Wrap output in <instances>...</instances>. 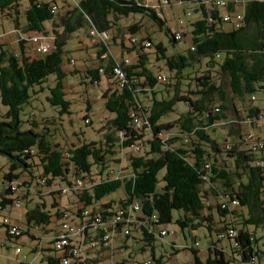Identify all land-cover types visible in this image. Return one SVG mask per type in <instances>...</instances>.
Returning a JSON list of instances; mask_svg holds the SVG:
<instances>
[{
	"label": "trees",
	"instance_id": "1",
	"mask_svg": "<svg viewBox=\"0 0 264 264\" xmlns=\"http://www.w3.org/2000/svg\"><path fill=\"white\" fill-rule=\"evenodd\" d=\"M186 3H195V12L200 15L191 21L190 46L168 54V48L161 41L154 44L150 35L141 40L132 35L131 47L121 43L122 48L134 52L132 61L125 56L127 52L117 59L104 38L110 36L109 30L118 25L121 17L132 13L148 15L164 30L165 21L157 13L158 9L135 0H81L59 13L56 0H29L26 23L21 26L20 0H0V12L14 18L22 34L39 32L51 36L50 50L35 56L27 54L24 38L20 39L19 54L8 50L6 43H0V98L7 107L6 112H0V157H5L8 163L7 170L0 163L3 173L0 229L4 231L8 226L3 221L6 216L14 221L13 207H21L25 202L27 227L21 225L22 236L40 238L31 228H43L49 234L51 245L44 246L41 242L35 249L58 252L44 255L48 264H62L63 258L71 255V245L62 249L55 246L62 223L51 225L55 220L67 218L68 208L61 196L69 191L76 196V220L83 219L84 209L88 211V222L95 216L101 218L100 224L85 230L87 242L103 236L105 222L112 220L117 211H130L135 202L141 203L140 211H135L138 222H118L112 242L100 240L98 247L88 251L91 257L87 262L74 264H97L101 250L111 246L116 237L125 247L133 238L135 243L142 242V251L146 247L154 250V241L162 238L159 229L173 222L182 232L205 227L211 237L215 236L207 246V264H231L227 256L234 259L237 256L242 264L260 260L259 244L262 241L264 244V169L255 161L264 158V148H252L246 140L251 132L236 135L232 141L227 138L219 141L208 128L224 120L226 124L229 122L222 112L226 109L227 92L219 76L229 77L232 92L241 99L251 97L255 101L256 94L264 90V1L247 0L244 25L235 28L231 24L230 29L224 27L223 14L236 10L233 3L223 8L214 0H170V5ZM47 21L51 22L50 31L45 27ZM142 25L135 22L128 29L134 34ZM87 26L95 28L103 40L93 58L99 64L88 66L82 72L83 81L90 77L93 84H99L102 74L107 75L108 87L103 98L115 117L103 125V139L61 146L51 141L50 118L39 120L32 114L27 118L22 115L46 89L50 91L47 97L50 104L60 107L61 113H70L71 102L66 98L64 83L69 73L63 67L65 38ZM165 31L167 35L172 34L170 29ZM184 35L181 33L178 38L176 33L172 34L170 41L174 44L184 39ZM152 46H155L156 61L165 60V65L175 71L174 78L156 75L150 69L146 49ZM116 68L123 72L122 78L116 75ZM51 74L56 76L54 85L44 86ZM159 76H165L166 80H160ZM161 82L167 85L164 91L174 90L172 98H157V85ZM179 101L187 102L191 108L175 119L161 121L174 111ZM262 108L251 106L243 123L257 124L255 116ZM85 119L88 120L87 116ZM233 130L229 131L232 135ZM136 145L142 153L135 154ZM125 148L135 152L128 156L132 169L128 173H124L122 157L117 155L119 149L123 152ZM258 151L262 152L258 154ZM111 163L120 167L115 169ZM93 165L98 167L96 172L92 170ZM162 171L164 184L158 189ZM56 179L63 184L59 189L53 188ZM63 188L67 189L64 194ZM120 188L124 189V197L102 201ZM211 196L215 203L209 202ZM17 201L19 206L15 204ZM125 226L128 233H124ZM2 236L14 241L7 232ZM225 239L233 242L231 248L220 245ZM184 249L194 254L196 264H203L199 249ZM154 259L155 263L150 261V264H161V258L154 256Z\"/></svg>",
	"mask_w": 264,
	"mask_h": 264
},
{
	"label": "rangeland",
	"instance_id": "2",
	"mask_svg": "<svg viewBox=\"0 0 264 264\" xmlns=\"http://www.w3.org/2000/svg\"><path fill=\"white\" fill-rule=\"evenodd\" d=\"M56 1L59 5V13H61L68 8H73V6L81 0ZM28 6L29 0H20L19 23L21 26L26 23V10ZM157 13L165 21L164 30H162L148 15L141 13H132L129 16L121 17L118 21V25L109 30L110 36H107L104 39L110 44L109 48L117 59H121L123 57L122 54L127 52L128 54L125 53V56L129 57L132 61L135 60V54L133 51L121 47L122 42H124L126 47L132 46L130 39L132 35H135L140 40L144 36L150 35L154 44L161 41L168 48V54L173 53L175 50L183 51L190 46V34L192 30L191 21L200 17L199 13L195 12V3L165 6L158 9ZM180 20H183L184 23L180 24ZM135 22H141L143 25L138 32L132 34L129 31L128 26ZM16 26L14 18L8 17L0 12V42H6L5 47L8 50L19 54L21 53L20 39L24 38L27 40L26 48L36 52L35 49L38 46L37 43L29 40L28 32H24L20 35ZM45 27L50 31L51 22H45ZM224 27L230 29L231 24L226 23ZM90 29V26L80 28L70 37L65 38L66 44L64 46L65 53L63 56V67L67 69L69 73L66 76L64 83L66 98L71 102L70 113H61L60 107L51 105L47 99L50 95V91L46 89L37 95V98L27 106L22 115V118H27L32 114V116L35 115L39 120H42V118L45 117L50 118L52 120V123L49 124V127H51L52 130L51 141L59 143L61 146L70 145L72 143L78 144L83 141L103 139L104 133L101 130L103 125L106 121L115 117V114L106 108L105 99L103 98V93L108 87L107 75L105 73L102 74L99 84H93L90 77L83 81L84 74L82 72H85L87 68H89L88 66H98L99 64L98 61L93 60L94 56H92V54L96 53L99 48V43L103 40L102 36H93L90 33ZM166 29H170L172 34L177 32L184 33V39L173 44V42L170 41L172 34L167 35L165 31ZM251 29H254V27L251 26ZM113 36H116L115 40L113 39ZM146 51L149 53L148 66L156 75H165L174 78L175 71L170 70L165 65V60L161 59L160 61H156L155 46L147 48ZM36 54L40 55V52H36ZM74 69L81 72L74 74L70 73V71ZM219 77V81L227 92V100L225 102L226 109L222 112L226 115L229 122L226 124L224 120L221 123L210 126L208 128L210 134L219 141L226 138L227 141H232L235 139L236 135H244L248 132L254 133L264 139V121H258L255 125L243 123L242 121L247 116L248 109L251 106L258 105L264 107V90L259 91L256 94L257 99L255 101H252L251 97L241 99L232 92L229 84V77L227 75ZM55 78L56 76L51 74L48 77V80L44 82V86H48V84L54 85ZM166 87L167 85L163 82L157 85V98L170 99L174 96L175 92L174 90H171V88H169V92L164 91ZM218 104L219 102L216 101V105ZM89 106L90 109H88ZM190 108V105L185 101L176 102L174 111L165 115L161 121L175 119L181 113L187 112ZM6 111L7 107L3 105L0 98V112L4 113ZM85 116H87L88 120L85 119ZM231 128L234 129L232 132L234 133L233 135L229 133ZM142 152L143 151H137L135 153L131 148H125L123 152H121L119 149L117 155L118 157H122L121 166L124 168V173H128L132 170L128 156ZM261 152L262 151H258L257 153L260 154ZM0 163L4 164V170L8 169V163L5 157H0ZM110 166L117 169L120 167V164L111 163ZM92 170L93 172H96L98 170L97 165H93ZM162 175L163 171L159 174L160 182L158 184V189H161L164 184L161 180ZM62 185L63 184L60 183L59 179H56L53 188L59 189ZM36 187L43 188L44 186ZM124 195V189L120 188L119 190L108 194L102 199V201H108L111 199L118 200L121 197H124ZM61 199L64 206L68 208V216L67 218L55 220L51 225L55 223L61 224L63 221H77V217L74 213L75 210H77L76 196L74 193L69 191L67 194L62 195ZM209 202L212 204L215 203L216 200L211 196ZM25 211L26 203L22 202L21 207H13L12 217L13 219H19L21 216V225L26 228L27 225L25 224L24 218ZM174 214L176 216L177 211H175ZM167 227L171 231L175 230L176 233L170 234L164 238H157L154 241V250H152L151 247H146V250L142 251V242L135 243L133 238L128 241L127 247L122 245V242L119 241V237L114 238V242L111 246L101 250V259L97 264H141L148 260L155 263L154 256L158 259L161 258V264H196L194 254L190 250L184 249L185 247L199 249L198 254L200 259L203 264H207L206 261L209 255L207 246L212 239H215V236L211 237L205 227H201L195 231L187 229L184 232H182L181 228L175 222L169 224ZM31 231L40 238H32L26 234L18 240L11 241L3 236L0 237V264H22L23 262L29 264H48L44 255L48 253L55 255L58 252L55 250L35 251V249L39 248L41 242L44 246L51 245L50 242L48 243L47 236L49 234H47L43 228H31ZM261 233L262 230L259 231V234ZM172 243L174 244L173 246ZM231 244H233V242H229L228 239H225L220 243V245L225 246L226 249L231 248ZM259 245L262 251L260 259H262L264 255L263 241ZM17 247L21 248V253L16 252ZM176 249L179 250L177 251ZM92 254L96 255V252H93ZM227 258L231 260V264H242L237 256L235 259L233 257L229 258V256H227Z\"/></svg>",
	"mask_w": 264,
	"mask_h": 264
},
{
	"label": "built area",
	"instance_id": "3",
	"mask_svg": "<svg viewBox=\"0 0 264 264\" xmlns=\"http://www.w3.org/2000/svg\"><path fill=\"white\" fill-rule=\"evenodd\" d=\"M139 4L153 8V9H161L165 6L170 5V0H135ZM247 0H214L216 5L227 8L230 3H233L234 8L236 9L233 12H225L223 14V21L226 23L232 24L235 28H239L244 25L245 23V4ZM264 1V0H262ZM57 6H53V9H56ZM180 24H183L184 21L180 20ZM19 31L20 35H22L21 31ZM90 33L93 36H101L95 28H92L90 30ZM29 34V40L37 43V51L40 53H47L50 50V43H51V36L44 34V33H28ZM178 38H181V33L177 32L176 33ZM103 57H107V54H103ZM73 61V60H72ZM116 75L120 78L123 77V72L121 69L116 68ZM159 79L162 81L166 80L165 76H159ZM255 120L258 121H264V108H262L257 115L255 116ZM137 121V120H136ZM246 140L251 144L252 148L254 149H263L264 148V141L258 137L254 133H249L246 135ZM134 150L140 151L141 148L139 145L134 146ZM255 164L257 166H260L264 169V158H259L255 161ZM3 176L2 171L0 170V178ZM78 184H81V181L78 180ZM13 189L16 190V187H13ZM67 189L63 188L62 193H66ZM16 206H19L20 202L17 201L15 202ZM232 204H236V201H232ZM226 204H223V207H225ZM141 209V203L140 202H135L132 210H119L117 211L116 215L113 217L112 220L109 222H105L104 225V233L101 238H94L91 241L87 242L85 241V230L88 228V226L96 227V225L101 223V218L100 216H95L93 221L88 222V211L86 209L83 210V219H80L79 221H63L61 228L62 231L57 235V240L55 243V246L57 249H62L65 246L71 245L70 252L71 255L68 257L63 258L62 264H74V262L78 263H85L87 260L91 257L90 254H88V251L98 247L100 244V240L105 241L107 244L112 242L113 239V234L116 231V227L118 222L124 221L127 223L130 222H138L136 220V214L135 211H140ZM126 212V213H125ZM126 214V215H125ZM4 223L7 224L8 226L5 227L2 231L0 229V237L4 232L8 233V235L12 236L13 240H18L19 238L22 237V226L19 222H14L10 219V217L6 216L4 218ZM128 227H124V233H128L129 229ZM159 235L164 238L170 234H175L176 231L169 230L167 226H163L159 229L158 231ZM234 234V231H230L229 235L232 236ZM75 240V241H74ZM2 244V243H1ZM16 252L20 253L21 248L17 247ZM142 264H150V261H145ZM254 264H264V255L263 258L260 260H256Z\"/></svg>",
	"mask_w": 264,
	"mask_h": 264
},
{
	"label": "crops",
	"instance_id": "4",
	"mask_svg": "<svg viewBox=\"0 0 264 264\" xmlns=\"http://www.w3.org/2000/svg\"><path fill=\"white\" fill-rule=\"evenodd\" d=\"M17 28V27H16ZM0 43H6V42H0ZM27 49V48H26ZM34 50H29V49H27V54L28 55H31V56H35L36 55V52H38L37 51V49H35V51L36 52H33ZM95 54H92V56H94ZM19 216H20V214H19ZM20 218H21V216L19 217V219H13L14 220V222L16 221V222H19L20 223ZM58 229H59V227H58ZM21 253V252H20ZM24 264H29V263H26V262H23Z\"/></svg>",
	"mask_w": 264,
	"mask_h": 264
}]
</instances>
